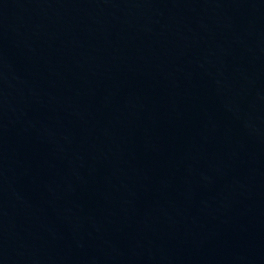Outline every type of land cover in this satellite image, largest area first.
<instances>
[{"label": "water", "instance_id": "1", "mask_svg": "<svg viewBox=\"0 0 264 264\" xmlns=\"http://www.w3.org/2000/svg\"><path fill=\"white\" fill-rule=\"evenodd\" d=\"M0 264H264V0H0Z\"/></svg>", "mask_w": 264, "mask_h": 264}]
</instances>
